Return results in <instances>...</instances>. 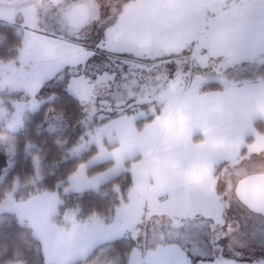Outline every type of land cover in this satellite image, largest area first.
<instances>
[{
  "label": "snow or ice",
  "instance_id": "1",
  "mask_svg": "<svg viewBox=\"0 0 264 264\" xmlns=\"http://www.w3.org/2000/svg\"><path fill=\"white\" fill-rule=\"evenodd\" d=\"M0 264H264V0H0Z\"/></svg>",
  "mask_w": 264,
  "mask_h": 264
}]
</instances>
